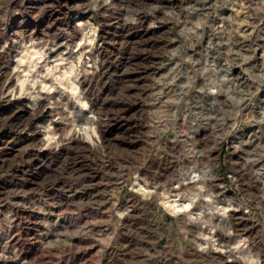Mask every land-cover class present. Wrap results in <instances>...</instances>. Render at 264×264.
<instances>
[{"label":"rangeland","instance_id":"1","mask_svg":"<svg viewBox=\"0 0 264 264\" xmlns=\"http://www.w3.org/2000/svg\"><path fill=\"white\" fill-rule=\"evenodd\" d=\"M0 264H264V0H0Z\"/></svg>","mask_w":264,"mask_h":264},{"label":"bare ground","instance_id":"2","mask_svg":"<svg viewBox=\"0 0 264 264\" xmlns=\"http://www.w3.org/2000/svg\"><path fill=\"white\" fill-rule=\"evenodd\" d=\"M169 206L173 208L174 211L185 213L187 211H190L191 204L187 203L186 201L181 200V198L176 195L169 198Z\"/></svg>","mask_w":264,"mask_h":264}]
</instances>
